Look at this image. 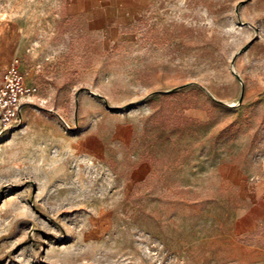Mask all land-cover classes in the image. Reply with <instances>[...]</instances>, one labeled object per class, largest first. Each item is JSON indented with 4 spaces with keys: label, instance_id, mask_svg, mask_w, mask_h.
<instances>
[{
    "label": "rangeland",
    "instance_id": "obj_1",
    "mask_svg": "<svg viewBox=\"0 0 264 264\" xmlns=\"http://www.w3.org/2000/svg\"><path fill=\"white\" fill-rule=\"evenodd\" d=\"M0 32L37 88L0 264H264V0H0Z\"/></svg>",
    "mask_w": 264,
    "mask_h": 264
},
{
    "label": "built area",
    "instance_id": "obj_2",
    "mask_svg": "<svg viewBox=\"0 0 264 264\" xmlns=\"http://www.w3.org/2000/svg\"><path fill=\"white\" fill-rule=\"evenodd\" d=\"M36 92L37 88L27 83L21 59L13 56L0 78V125L8 129L20 125L22 108Z\"/></svg>",
    "mask_w": 264,
    "mask_h": 264
},
{
    "label": "crops",
    "instance_id": "obj_3",
    "mask_svg": "<svg viewBox=\"0 0 264 264\" xmlns=\"http://www.w3.org/2000/svg\"><path fill=\"white\" fill-rule=\"evenodd\" d=\"M74 3H77V2L75 1L71 2V4H74ZM10 47H11L10 43L5 41V34L3 32H0V69H2L3 65L5 66L6 58L8 56Z\"/></svg>",
    "mask_w": 264,
    "mask_h": 264
}]
</instances>
